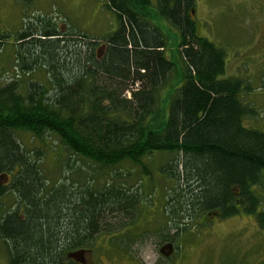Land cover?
Here are the masks:
<instances>
[{
    "label": "trees",
    "instance_id": "trees-1",
    "mask_svg": "<svg viewBox=\"0 0 264 264\" xmlns=\"http://www.w3.org/2000/svg\"><path fill=\"white\" fill-rule=\"evenodd\" d=\"M104 1L115 32L76 36L59 32L52 19H25L0 66L12 76L0 82V176L9 177L0 184V244L7 264H82L68 255L101 235L127 233L146 202L143 187L53 184L19 133L41 143L54 137L68 158L97 172L133 165L148 177L146 162L168 156L159 173L169 183L161 207L169 242L214 211L264 227V132L245 124L255 111L240 100L244 83L220 79L226 54L198 34L194 0ZM6 37L0 35V53Z\"/></svg>",
    "mask_w": 264,
    "mask_h": 264
},
{
    "label": "rangeland",
    "instance_id": "rangeland-1",
    "mask_svg": "<svg viewBox=\"0 0 264 264\" xmlns=\"http://www.w3.org/2000/svg\"><path fill=\"white\" fill-rule=\"evenodd\" d=\"M194 2L191 16L198 34L225 51V72L220 79L244 83L240 100L255 111V116L246 119L245 124L264 132V0ZM104 4V0H0V35L7 36L0 66H4L7 54L12 55V40L24 29L25 19L26 23L30 21L28 24L52 19L59 32L69 31L76 36L84 32L100 39L115 32L116 17ZM154 21L168 32L164 23L156 18ZM8 65L16 74L15 66ZM0 75V82H8L12 77L8 72ZM34 76L41 80L39 73ZM16 138L30 151L32 159H41L44 178L53 184L66 181L73 190L83 184L101 187L114 182L132 192L145 189L146 202L129 232L117 236L120 240L114 235H101L91 246L69 254L68 258L82 264H264V227L242 214L220 219L219 212H210L203 218L205 223L196 225L194 232L180 236L177 241L162 238L167 229L161 223V207L164 193H169L165 187L169 183L165 184L159 169L168 156L154 155L149 162L144 160L151 172L148 177L133 165L97 172L85 161L68 158L54 137H45L43 143L31 139L27 133H19ZM8 179L0 176V184L4 185ZM261 195L264 197V189ZM4 203L11 206L12 198L7 197ZM121 245L124 251L119 248ZM4 260L0 244V264H7Z\"/></svg>",
    "mask_w": 264,
    "mask_h": 264
}]
</instances>
